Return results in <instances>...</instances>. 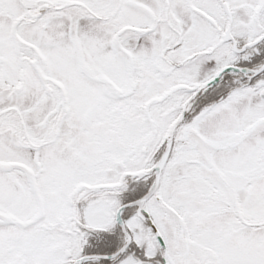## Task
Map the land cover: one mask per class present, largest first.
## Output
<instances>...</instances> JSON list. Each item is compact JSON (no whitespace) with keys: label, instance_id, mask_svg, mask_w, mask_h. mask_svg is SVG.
I'll use <instances>...</instances> for the list:
<instances>
[{"label":"snow or ice","instance_id":"snow-or-ice-1","mask_svg":"<svg viewBox=\"0 0 264 264\" xmlns=\"http://www.w3.org/2000/svg\"><path fill=\"white\" fill-rule=\"evenodd\" d=\"M0 264H264V0H0Z\"/></svg>","mask_w":264,"mask_h":264}]
</instances>
